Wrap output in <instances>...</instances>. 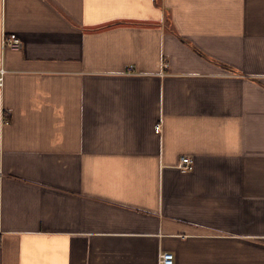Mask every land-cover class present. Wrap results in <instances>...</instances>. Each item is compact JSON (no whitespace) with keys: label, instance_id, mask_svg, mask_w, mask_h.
<instances>
[{"label":"crops","instance_id":"obj_1","mask_svg":"<svg viewBox=\"0 0 264 264\" xmlns=\"http://www.w3.org/2000/svg\"><path fill=\"white\" fill-rule=\"evenodd\" d=\"M0 68V264H264V0H0Z\"/></svg>","mask_w":264,"mask_h":264},{"label":"built area","instance_id":"obj_2","mask_svg":"<svg viewBox=\"0 0 264 264\" xmlns=\"http://www.w3.org/2000/svg\"><path fill=\"white\" fill-rule=\"evenodd\" d=\"M1 44L4 47L9 48H18L21 45V40L19 36L14 33H2L1 36ZM0 72L2 73V68H0ZM2 75L0 74V85H2ZM193 158L189 155H183L180 157L179 162L177 163V167L182 170H189L193 167ZM161 264H173L174 263V255L172 251L165 250L160 253V259Z\"/></svg>","mask_w":264,"mask_h":264}]
</instances>
